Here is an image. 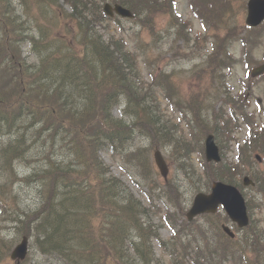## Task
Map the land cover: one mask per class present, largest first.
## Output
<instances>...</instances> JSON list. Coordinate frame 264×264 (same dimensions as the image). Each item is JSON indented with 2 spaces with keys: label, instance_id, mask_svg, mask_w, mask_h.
<instances>
[{
  "label": "trees",
  "instance_id": "obj_1",
  "mask_svg": "<svg viewBox=\"0 0 264 264\" xmlns=\"http://www.w3.org/2000/svg\"><path fill=\"white\" fill-rule=\"evenodd\" d=\"M197 1L195 16L219 33L227 28L235 36L246 31V0ZM64 2L70 12L60 0H22L23 13L18 14L13 0H0L2 215L20 223L21 234L33 237L37 249L58 264H264V230L254 219L242 241L225 237L224 242L214 243L210 233L224 236L215 221H208L206 228L185 222L173 238L162 240L154 219L159 217L175 228V214L158 206L146 208L101 158L106 150L126 154L132 162L139 160L137 168L147 173L146 154L127 153L137 128L155 144L175 147L181 139L176 136V125L165 126L162 114L149 105L165 88L169 95L182 99L178 107L189 113L191 130L208 128L206 84L204 79L200 82L199 74L191 76L198 87L184 93L174 75L164 73L163 58L157 54L144 59L154 67V81L148 84L141 76L138 56L127 49L124 39L111 36L106 40L97 27L109 21L103 4L119 3L135 14L142 32L149 31L151 36L166 31L163 21H170L176 29L173 47L179 56L187 57L180 51L188 50L193 41L188 22L174 13L176 0ZM213 14L221 24H212ZM26 42L37 63L30 64L23 57ZM206 83L208 90L209 79ZM122 102L129 122L113 115ZM217 119L212 116L211 122L217 123L211 130L223 129ZM19 168L27 172L24 177H18ZM258 180L262 186L257 195L264 201V173H258ZM171 181L165 186L178 209V189ZM20 183L35 184L41 202L25 221L11 215L20 210L13 190ZM254 200L252 196L248 201L250 212L253 204L261 209ZM154 241L163 250L161 259ZM12 246L13 241L0 237V259Z\"/></svg>",
  "mask_w": 264,
  "mask_h": 264
},
{
  "label": "rangeland",
  "instance_id": "obj_2",
  "mask_svg": "<svg viewBox=\"0 0 264 264\" xmlns=\"http://www.w3.org/2000/svg\"><path fill=\"white\" fill-rule=\"evenodd\" d=\"M15 3H17L18 6V11L21 12V6L18 4V0H14ZM177 2V12L179 15H181L183 17V19L187 20L188 22V27L189 30L191 29V33L189 32L190 36L192 37L193 41H198V42H204V46H209V50H210V44H211V40L212 37L214 35H216V33L213 35H211L210 37H204V34H202L201 32V25H202V21H200L199 19H197L194 15L195 12V4H194V0H176ZM49 18H52L49 16ZM30 23L27 24V27H29ZM105 28V27H104ZM101 28L103 30H100L101 32L104 33L105 37L108 38L109 35H114L118 38L120 37H125L127 44H128V48L131 50H135L137 51V53H139L140 55H146V52L143 50L144 48L146 49H152V51H154V53H152V56L156 55L155 52H158L160 50V46L157 45H150V46H145V43L148 42L149 38L144 34V37L147 38L145 39L144 37L137 36V33H139L140 28L133 23V20H124L121 19V24L117 25H113L111 24L110 27L108 29H104ZM34 33H36L34 31ZM211 33V32H209ZM38 34V32L36 33ZM35 34V35H36ZM201 35V40H196V36L197 35ZM165 35V33H163V36ZM163 40L165 41L166 38L163 37ZM159 45V44H158ZM234 49V53L236 54L238 52V47L235 44L233 47ZM215 51H216V46H215ZM257 51V56L260 59L264 58V39H261L259 41V46L257 50H254V53ZM24 54L23 57L27 60L28 63L33 64V63H37V57L34 58V55L31 54L30 48L29 46L26 44L25 48H24ZM168 59L171 58V56L168 54ZM197 62L199 64H202V58H198ZM206 66V65H203ZM144 67V66H143ZM181 69L182 71H186L190 69H192V66L190 63H184L182 62V60H179L178 58H175L172 61V66H170L169 68L171 69ZM203 68H200L198 71L202 70ZM191 71V70H190ZM188 72H184V77H189V74H187ZM221 70H219L218 68L215 69L211 75H205L204 79H210L213 76H215L216 80L218 79V77H220L221 75ZM223 73V72H222ZM143 74L145 76V80L148 81L149 77H148V73L147 70H143ZM220 82V81H219ZM193 83V82H192ZM262 83H264V81H254V79H252L249 75L246 74V71L244 69V67L242 65H237V68L235 69V73L234 75H232L230 77V79L228 80V82L226 83L227 86L231 87V89L233 90V97H236L234 95H236V93L239 91L240 88L242 87H249L250 85H252L254 88L252 89V91L254 92V94H256L257 96H262L264 97V89L262 88ZM185 90H191V87H187V85L185 84ZM221 96L220 98H223L222 95H211L210 97L216 98ZM218 99L217 102H214L213 105V109L212 112H217L220 108L224 109V104H222V100ZM263 100V99H261ZM212 101H208L205 105L206 107L211 106ZM162 108L165 111V114H167L168 118L171 119L173 121V123H178L181 119V121L183 122L182 124L187 123V115L184 117L183 113H180L179 110H177L175 107H173V105H169L168 103H166L165 101L162 103ZM209 114H210V108L208 109ZM255 111V107H252L250 109V112H254ZM115 116L118 118H122V113L120 111V109L115 110ZM207 119V117L205 118ZM184 128L185 125H183ZM187 129V128H186ZM248 129L246 127L243 128V130L237 135V137L239 139H241V141L244 140V138H246L247 136V131ZM190 130L188 129L187 133ZM184 134V133H181ZM178 135H180V132H178ZM200 137L203 138V133L200 131ZM206 136H204L205 138ZM146 147L148 146V142L142 138H139L137 141V144L134 147ZM161 151L163 152V155L165 157V159H167L168 161V166L170 168V173L171 174L170 178L171 179V183H175L174 185L176 186V188L179 190V193L182 194L183 198H184V202L187 204L186 210L191 207V203L193 202L194 199V186L196 183V179L195 180H190L192 183H189L187 180H184L182 177H180V173L178 171V167H179V163H178V154L177 156L174 155V153L171 152V149H169L168 151H165L164 149ZM236 153L233 152L232 154H229V159L233 162L236 161V157H235ZM102 159L104 160V162L107 164V166L110 167V170L112 172V174L121 179L124 183H126V185H128V187L130 188V190L135 194V196L140 199L142 201V203L145 206H149V205H153L154 203L161 206L162 208H166L167 204H169V202H165V200H163V198L160 200L158 198V194H160L162 196V190L161 188H159L161 191L156 190V192H153L152 189L149 187L150 182L147 181L144 176H142L137 168L135 167V165H133L132 163H129L128 160H122V158L120 157H114V155L110 154L109 152H103L101 154ZM153 157V156H152ZM193 159L194 165L195 167H197L198 169H200L201 165L199 160H201V158L199 156H197L196 154H194L193 157H191ZM26 171L22 170L21 168H19V173L23 174ZM150 176H152V181L154 182H159L161 184V181L163 182V178H161V181H159L158 177L156 176V171L154 167H150V172H149ZM200 174H203V171L200 172ZM204 179V178H203ZM208 179V176H207ZM206 181V179H204V182ZM147 182V183H146ZM203 182V184H204ZM0 183H2V179L0 176ZM208 183V181L206 182ZM151 185V184H150ZM17 195L19 197V206H20V210L21 211H17L15 214L16 218H19L23 221L26 220V215H30L32 214L34 211H36L35 209L41 204V202H39L38 199V193H37V189L35 188V184H31L30 186H26L25 183H21L18 184L17 186ZM248 193L250 195H252L253 193L251 192V189H247ZM154 195V196H153ZM151 197L154 198V202H151ZM182 206V204H181ZM176 211V210H175ZM260 218L264 221V213H256L255 218ZM155 223L157 225H160V221L159 219L155 220ZM18 226V227H17ZM162 227V226H161ZM20 228H21V224H12L10 223L9 220H7V218L5 216H3L2 214H0V236L4 237L7 240H13L16 239L17 243L16 245L21 241L22 236L20 234ZM161 235L164 239H169L172 237V231L169 230L168 228H161ZM239 236H241V234H239ZM15 241V242H16ZM15 242L13 243V245L15 244ZM15 245V246H16ZM30 245H31V241H30ZM156 245V244H155ZM14 246V247H15ZM13 247V248H14ZM13 250V249H12ZM12 252V251H11ZM157 252L160 253L159 248H157ZM2 262V264H11L10 259L8 257V255H6V257L2 258L0 260ZM24 264H53V261L49 260L48 258L40 255V253L34 248L30 246V252H29V261L24 263Z\"/></svg>",
  "mask_w": 264,
  "mask_h": 264
},
{
  "label": "water",
  "instance_id": "obj_3",
  "mask_svg": "<svg viewBox=\"0 0 264 264\" xmlns=\"http://www.w3.org/2000/svg\"><path fill=\"white\" fill-rule=\"evenodd\" d=\"M112 9L106 8L108 14L112 15ZM115 11L121 16L132 17L131 14L121 7H116ZM264 20V0H250L249 2V17L247 23L251 26H258ZM264 73V66L255 70L254 75ZM207 155L208 160L219 161L218 148L214 144V138L209 137L207 140ZM157 164L161 169L163 175L166 177V167L162 158L157 157ZM213 192L211 195L200 194L195 200V204L189 213V217L204 213L215 212L219 205H223L230 215V217L239 224L240 227H244L248 224V215L245 201L239 191L231 186L223 185L222 183H215L213 186ZM27 253V240L24 239L21 245H19L14 251L12 257L14 259L25 258Z\"/></svg>",
  "mask_w": 264,
  "mask_h": 264
}]
</instances>
